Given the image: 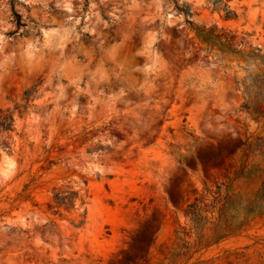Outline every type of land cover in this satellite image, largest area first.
Returning a JSON list of instances; mask_svg holds the SVG:
<instances>
[{
  "label": "rangeland",
  "instance_id": "rangeland-1",
  "mask_svg": "<svg viewBox=\"0 0 264 264\" xmlns=\"http://www.w3.org/2000/svg\"><path fill=\"white\" fill-rule=\"evenodd\" d=\"M230 49L264 57V0H0V264H264V118L237 89L264 64ZM224 206L258 210L220 240Z\"/></svg>",
  "mask_w": 264,
  "mask_h": 264
},
{
  "label": "trees",
  "instance_id": "trees-1",
  "mask_svg": "<svg viewBox=\"0 0 264 264\" xmlns=\"http://www.w3.org/2000/svg\"><path fill=\"white\" fill-rule=\"evenodd\" d=\"M188 14L187 12H185ZM17 23H20L21 19L19 15H15ZM211 41H219L221 44V36L214 35L211 31L207 32L206 30H203ZM258 53H253L251 55H244L241 52H236L230 49V52L233 54H240L247 59L250 60V62L258 63L261 62L264 64V57L259 54V49H257ZM237 89L238 91L242 92V97L244 100L243 108L256 119L264 118V74H249L248 76L244 77L243 80L237 82ZM29 97L26 99V102H29ZM13 130V118L10 115H6L3 117H0V132H11ZM75 198V193L67 192L64 194H56L55 195V202L58 206H64V207H73ZM229 199V198H228ZM227 199V200H228ZM256 207H251L247 209V215L246 219L237 223L236 225H233L225 212V206L220 210V216L218 218V222L214 225L215 230H217L219 227H221V230L223 232L221 239H226L232 236H235L238 230L245 225V223L248 221L247 217L250 215H255L257 213ZM187 214L191 216V222L194 226L195 230L199 229V226L207 221L204 219L199 211L196 209L194 205L189 206V210L187 211ZM216 232V231H215Z\"/></svg>",
  "mask_w": 264,
  "mask_h": 264
},
{
  "label": "bare ground",
  "instance_id": "bare-ground-1",
  "mask_svg": "<svg viewBox=\"0 0 264 264\" xmlns=\"http://www.w3.org/2000/svg\"><path fill=\"white\" fill-rule=\"evenodd\" d=\"M29 62L31 61V58L30 57H28V58H26Z\"/></svg>",
  "mask_w": 264,
  "mask_h": 264
}]
</instances>
